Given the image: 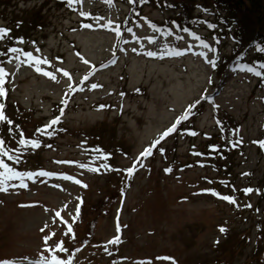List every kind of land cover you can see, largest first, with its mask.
<instances>
[{
	"label": "rangeland",
	"instance_id": "obj_1",
	"mask_svg": "<svg viewBox=\"0 0 264 264\" xmlns=\"http://www.w3.org/2000/svg\"><path fill=\"white\" fill-rule=\"evenodd\" d=\"M1 1L7 11L17 15L33 10L29 15L35 16L42 6V27L29 32L24 52L49 62L30 67L16 60L7 63V56L3 67L10 75L4 87L14 105L32 112L24 138L39 139L41 147L21 149L19 164L2 158L18 171L67 175L87 187L71 180L36 177L35 183L26 181V188L9 187L0 192V262L29 264L41 255L50 259L55 254L72 258L73 264H251L247 259L256 223L264 219V148L254 143L264 141V80L257 81L252 73L238 69L255 68L253 54L245 52L240 63L230 60L228 68L224 66L219 73L232 43L230 33L218 27L209 11L201 20L197 10L193 15L197 28L176 34L171 28L162 29L169 11L153 5L142 8L132 27L115 26L128 19V0H82L71 6L66 0ZM85 24L92 27L85 28ZM189 33L215 49L208 58L220 62L218 66L213 68L206 59L192 54L207 50ZM165 45L171 50L192 48L177 57L161 53ZM149 51L157 56L149 57ZM35 67L52 72L57 79L38 74ZM197 101L198 116L182 120L177 131L143 160L144 167L136 165L138 170L128 177L123 170L131 168L140 153ZM222 112L235 119L238 131L234 135L241 141L223 162L230 167L228 171L214 169L203 159L193 161L194 147L212 131L215 114L220 117ZM57 117L59 123L49 129L54 132L51 137L37 134V129ZM99 125L104 131H97ZM190 132L197 133L194 142ZM11 136L14 142L19 139ZM98 138L108 142V151L95 144ZM11 144L9 141L6 147H19ZM97 148L109 158L96 166L107 163L112 171L94 173L78 167L88 164L97 155L89 150ZM246 188L253 191L245 195ZM119 189L124 192L103 212L101 206L104 209L107 199ZM205 190L233 196L236 204ZM77 204L80 214L73 223ZM57 210L72 225V234L64 235L67 226L59 218L53 224ZM228 232L231 243L224 242L222 235ZM50 233L55 235L45 245L44 238ZM117 236L118 244L108 243ZM246 236V248H235L243 245L241 237ZM217 240L221 246H215ZM60 241L68 253L55 250Z\"/></svg>",
	"mask_w": 264,
	"mask_h": 264
},
{
	"label": "trees",
	"instance_id": "obj_2",
	"mask_svg": "<svg viewBox=\"0 0 264 264\" xmlns=\"http://www.w3.org/2000/svg\"><path fill=\"white\" fill-rule=\"evenodd\" d=\"M129 5L130 7L128 15L126 14V19H128H125L126 21H118L115 24L120 29L125 26L132 27V24L135 22L132 20L141 17L142 8L146 5H153L163 10L169 11V15L165 19L162 29L171 28L172 31L176 34L186 33L181 29H188V32H190L194 28H197L198 21L193 18V15L196 14L197 10L198 12L200 11L198 18H200L201 20L202 14L209 11L211 18L216 19L218 27L230 33V43H232L231 52L228 56H225L223 58L219 73L224 66H227L228 68V63L232 59L235 60V63H240L242 61L240 59L245 52H251L253 54L255 59V68L261 70L259 66L261 64H264V51H260V49H264V0H137L135 4L129 3ZM5 6V2L0 0V21H2V23H0V29L9 30L8 35L5 37V39L3 41H0V52L4 51L5 53H7L9 47H17V45H19V43L14 41L21 40L23 41V46H21V48L23 51H25L28 48H26L27 44L24 41L27 42L29 38V32L42 27V24H40L39 21V13L42 9V6L35 10V16L29 15V13L33 10L25 11L22 12L21 15H17L13 14V12L7 11ZM209 17L207 18L209 19ZM207 22L208 21L206 20L205 23ZM219 32L222 33L224 31ZM6 59L7 56L0 57V60L6 61ZM219 63L220 62H218V64ZM4 64L5 62L3 63V65ZM259 79L260 78H257V81ZM5 90L6 96L4 98V101L0 98V103H4L5 114L14 123L11 126V132L9 131L10 126L7 123L0 124V136L5 140L6 144L11 141V145L17 146L18 144L16 143V141H13L11 135L14 134L18 136V133L20 131H22L23 133L26 132V129L29 128V126H26V122L31 121L32 112H24V110L20 106L14 105L15 102H12L8 97V89L5 88ZM8 99L12 103L8 104ZM198 109L199 106L193 108L188 118L191 119L192 117L195 118V116H198ZM14 116H16L17 119H15ZM215 118L220 122V124L218 125V123L216 122L212 131L207 136H205L204 139H200L198 144L194 147L195 153L193 155V161H199L203 159L208 164H211L212 167L215 166V168H217L218 170L228 171L230 170V167H228V165H224L223 162L227 160L226 156L231 151L233 152L237 148H233L230 143L238 139L237 136L234 135L237 127L235 125V119L226 112H222L220 117L216 113ZM103 125L98 126V132L104 131L101 129ZM229 133L234 134L230 135ZM24 137H26L25 134ZM196 138V135H192L191 142H194ZM98 140L100 142L97 141L95 142V144L98 147L102 148L105 152L108 151L109 148H107L106 145L108 142L104 144L103 139L100 140L98 138ZM213 146L218 149V151H212ZM119 192L123 193L124 190H117L116 194L113 193L107 199V204L105 205L106 207L103 209V206H101V210H103V212L109 211L110 207H112L116 200L119 199V196L117 195ZM116 195L117 199H115ZM263 224V218H260L256 223V235L255 239L253 240L254 244H252L248 253V255L250 254V259H247V261L251 264H264ZM253 225L255 224L253 223L251 226ZM229 233L230 232L222 234L223 238L225 239L224 242L231 243L232 237L229 235ZM248 237H241V239H244L243 245L236 246L235 248H238L239 250L246 248ZM214 244L215 246L222 245L219 240H217ZM234 244L235 242H233V245ZM235 248L232 250V256L236 250Z\"/></svg>",
	"mask_w": 264,
	"mask_h": 264
},
{
	"label": "snow or ice",
	"instance_id": "obj_3",
	"mask_svg": "<svg viewBox=\"0 0 264 264\" xmlns=\"http://www.w3.org/2000/svg\"><path fill=\"white\" fill-rule=\"evenodd\" d=\"M67 4L69 6H71L74 3H81L82 0H66ZM108 2L110 3L111 0H108ZM128 2L130 4H135L137 2V0H128ZM82 16H85L86 14L81 12L80 13ZM85 28H91L92 25L91 24H85L84 25ZM155 28V26H152ZM156 31H160V29L155 28ZM184 32H188V29H181ZM129 32H131L132 30L129 28L128 29ZM9 30L6 29H0V41H3L5 39V37L8 35ZM117 34L119 35V29H117ZM168 35L171 36L172 33L168 32ZM189 35L191 36V38L195 41L199 42V47L203 48L205 50H207L206 52H196V53H192L193 55L199 56L201 58L206 59V62L213 68H215L217 66V62L213 59H209L208 58V53H213L215 51V49L209 45V43L205 42L201 37H199L198 35L194 34V33H189ZM17 43H23V41H14ZM149 43H155L154 40H149ZM192 46L189 45L188 48L186 50H171L168 48L167 45H165L164 48L161 49V53H167L168 55H172V56H182L186 53V51L190 52L191 51ZM37 52H39V49H36ZM133 51H136L135 48H133ZM260 51H264V49H260ZM21 55L24 57L23 60L20 59ZM147 55L149 57H156L157 53L156 52H152L149 51L147 52ZM4 56H8V60L7 63H12L13 60L19 61L20 64H25L27 66H32L34 65H41V64H48L49 62L46 59H41L39 57H36L33 55L32 52H24L22 49L18 48V47H9L7 50V53L5 52H0V57H4ZM5 61L0 60V98H3L6 96V90L4 88V85L6 83V77H8L10 74L7 73L4 69V67L2 66L3 63ZM85 63H87L85 61ZM259 68L261 70H264V64H261L259 66ZM239 71H246L248 73H252L255 77L260 78L261 80H264V71L261 70H257L254 67H240L238 69ZM35 71L38 74H42L45 77L50 78L51 80L55 81L57 79L56 75H54L52 72L49 71H45L43 69H41L40 67H35ZM56 71L58 72H62L63 75L65 77H70V74L66 71H63L61 69H57ZM87 79V78H86ZM97 87V85L93 84L92 88L95 89ZM204 99L207 101L208 97H204ZM63 102V101H62ZM200 102H194L193 105H190L188 109H186L185 114L178 118L168 129H166L160 136L159 139L155 140L149 147L145 148L143 152L140 153L139 157H137V159L133 162V166L129 169L123 170L126 172V175L128 177H131L135 171H137L138 169L136 168V165H139L140 167H144L143 165V160L147 159L149 156H151L153 154V150L156 149V146L160 144L161 140H164L166 137H168L169 135L175 133L177 131V126L181 123L182 120H185L188 118L189 114L191 113L192 109L196 107L197 104H199ZM102 108L104 106H101ZM5 105L4 103H0V124L3 123H7L10 127H9V131H12L11 126L13 125V121L8 118L5 114L4 111ZM61 113H63V109L61 110ZM59 123V117L57 118H53L46 126H44L43 128L37 129V134L40 136H47V137H51L54 132L49 131V129L53 128V126L57 125ZM218 125L220 124L219 121H217ZM238 131V130H236ZM190 135H197V133L195 132H190ZM230 135L234 134V133H229ZM19 139L16 141V143L19 145L18 148L12 149L9 147H6V142L3 138H0V192H6L8 190L9 187H20V188H26L27 187V183L26 181H31L32 183L36 182V177H47V178H60L63 180H71L73 183L80 185L82 187H87V185H84L82 183V181L78 180V179H73L70 176L67 175H63L60 177H57L56 174L54 173H49L47 171H38V172H23V171H18L16 170L14 167H10L8 163L5 162V160L2 157H6L8 161H12L14 164H19L21 162V156H22V152L21 149H30V150H38L41 147V142L39 139H28V138H24V133L22 131H20L18 133ZM231 146L233 148L237 147L241 141L236 140L233 142H230ZM260 145L261 148H264V141H257L254 142ZM50 147V145H49ZM91 152H95L97 153V155L95 157H93L88 164H78V167L82 168V169H86L87 171H91L94 173H100L101 169H104L106 171H112L113 169L111 168L110 165H108L107 163H99L98 166L97 162L98 161H106L109 157L107 156V154L103 153V151L101 149H91L89 150ZM159 151H163L162 149H159ZM212 151H218V149H216L214 146L212 148ZM13 153H16V155H13ZM199 155V154H198ZM56 163H75V162H65V161H56ZM203 166V165H201ZM166 172H171V169H166ZM244 175H248L247 173H245ZM11 181H18V184H12L10 183ZM209 183H212V181H209ZM227 186V185H225ZM206 192H210L211 195L216 196L226 202H228L229 204H236V198L233 196H228V195H220L219 193H217L215 190H205ZM253 190L251 188H246L243 189V192L245 195H248L252 192ZM79 199V198H78ZM82 203V201H81ZM65 208L67 207L66 205L64 206ZM246 207H251V205H246ZM80 214V204H77V207L75 209V216L73 217V223H75L76 218L79 217ZM59 218L61 223L63 225H66V231L64 233V235H69L73 233V227L71 224H69L67 221L64 220V218L61 216V212L59 210L54 212V216H53V224L56 223V219ZM42 231H44V229H42ZM117 231L119 232V226L117 228ZM221 231H224V229H221ZM55 235V233H50L48 236H46L44 238V244L48 245V242L50 239H52V237ZM71 238L74 240L75 236L74 234L71 236ZM109 244H118L119 243V236L113 238L112 240H110L108 242ZM55 250L57 252H62V253H68V249L64 246V242L60 241L55 245ZM44 252H48L49 249L48 248H44L43 249ZM76 251H80V249H76ZM0 264H13L12 261H3L0 262ZM29 264H73V260L72 258H68V259H62V258H58L55 254L51 255V258H47L43 255H41L36 261H29Z\"/></svg>",
	"mask_w": 264,
	"mask_h": 264
}]
</instances>
